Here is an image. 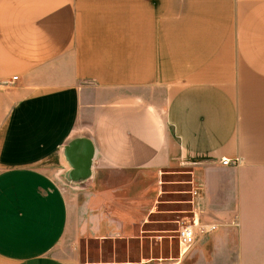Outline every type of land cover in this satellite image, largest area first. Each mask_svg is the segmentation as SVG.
Instances as JSON below:
<instances>
[{"label":"crops","instance_id":"obj_1","mask_svg":"<svg viewBox=\"0 0 264 264\" xmlns=\"http://www.w3.org/2000/svg\"><path fill=\"white\" fill-rule=\"evenodd\" d=\"M180 168L264 264V0H0V264H180L80 254L158 245Z\"/></svg>","mask_w":264,"mask_h":264},{"label":"rangeland","instance_id":"obj_2","mask_svg":"<svg viewBox=\"0 0 264 264\" xmlns=\"http://www.w3.org/2000/svg\"><path fill=\"white\" fill-rule=\"evenodd\" d=\"M187 175L188 172L182 168L162 172V194L159 197L160 202L155 217L165 221L161 226L151 227L152 231L159 234L158 245L149 246L144 242L141 247L138 242L131 240L128 245L124 243L125 241L116 242L115 244L104 242L99 248L91 242L86 245L81 243V259H94L101 256L104 258L136 259L143 255L162 259L163 262L181 258L180 264H239L233 244L226 246L223 237L216 239V233L226 228V226H233V219L227 223L226 221H220L221 223H203L199 221L201 224H206L205 228L209 227L207 225H212V228L198 238L187 252L183 255L179 254L176 237L178 222L183 219L191 220L193 216L189 201L186 198L189 196L191 188ZM169 212H172V214H167Z\"/></svg>","mask_w":264,"mask_h":264},{"label":"built area","instance_id":"obj_3","mask_svg":"<svg viewBox=\"0 0 264 264\" xmlns=\"http://www.w3.org/2000/svg\"><path fill=\"white\" fill-rule=\"evenodd\" d=\"M12 79H16V76H13ZM220 163L223 165L232 164L233 161L229 158H222ZM237 163V161H236ZM201 224L193 215L191 220H181L178 222L176 228V237L178 241L179 254L183 255L187 252L191 246L200 238L205 232L209 231L212 228V225Z\"/></svg>","mask_w":264,"mask_h":264}]
</instances>
